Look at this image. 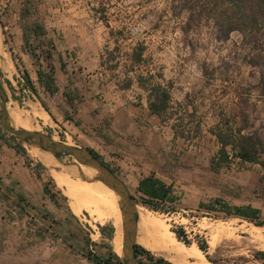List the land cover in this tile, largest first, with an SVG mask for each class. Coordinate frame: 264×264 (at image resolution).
<instances>
[{"label": "rangeland", "instance_id": "374dc122", "mask_svg": "<svg viewBox=\"0 0 264 264\" xmlns=\"http://www.w3.org/2000/svg\"><path fill=\"white\" fill-rule=\"evenodd\" d=\"M25 2L28 15L24 21L41 23L44 34L34 37L29 31L24 44L19 35L22 23L19 10ZM182 4V0H0L3 24L0 47L6 58L0 66V78L8 96V109L32 114L34 104L44 112L41 100L51 105L55 117H58L56 108L63 115L73 116L63 109L64 99L59 91L49 95L37 81L36 70L48 73L51 68L54 77V69L92 72L100 66L106 78L119 82L126 79L128 72L134 79L143 76L148 78L147 84L158 83L166 89L169 100L163 118L181 136L183 148L199 147L200 157L209 158L218 145L208 130L218 121L231 119V112L236 109L235 92L251 90L245 110L255 128L262 117L264 102L252 88L257 73L247 58L253 51L241 34L231 32L226 39L215 38L204 0L193 2L190 11ZM197 11L199 16L195 15ZM189 15L193 18L187 21ZM60 47L62 59L55 51ZM136 48L142 49V61L137 65L129 56ZM22 70L27 72L35 94L24 86ZM40 118L30 116L28 121L51 139L75 145L74 136L64 138L60 123ZM3 132L20 143L15 136ZM26 149L28 158L36 162L35 168L39 165L42 176L50 179L65 198L56 195V205L47 198L29 203L12 195H0V264H95L85 257L87 253L104 259L107 257L104 246L115 253L112 238L117 231L121 236L120 216L118 224H113L108 219L110 206L99 212L83 209L77 217L72 215L64 188L56 184L48 167L39 160L40 155L29 147ZM260 159L264 162V154ZM59 176L75 182H70L74 186L71 190L80 193L87 188L104 202L97 184H89L92 176L87 169L82 168L81 172L87 181L80 177L68 179L65 174ZM205 181L209 202L220 199L230 205L250 204L259 209L264 221V166L239 163L232 158L217 172L209 170ZM142 207L147 210L149 220L157 221L155 227L160 228L163 236L169 237L173 246L163 247L175 256H187L188 252V257H199L208 264L212 263L206 257L216 264H264V258L257 255L264 252V224L257 226L197 208L178 210L167 206L166 211L158 212ZM109 225L113 226L110 238ZM142 227L145 230L139 234L143 242L145 237L141 233L149 231L158 237L154 232L157 228L148 229L143 224ZM179 228L183 231L180 239L174 233ZM101 235L107 239H101ZM154 239L152 246L143 244L160 253L163 248L157 245L161 246V242ZM202 243L204 252L197 247Z\"/></svg>", "mask_w": 264, "mask_h": 264}, {"label": "crops", "instance_id": "0c3cea01", "mask_svg": "<svg viewBox=\"0 0 264 264\" xmlns=\"http://www.w3.org/2000/svg\"><path fill=\"white\" fill-rule=\"evenodd\" d=\"M19 35L21 36L20 30ZM55 51L62 59V48H55ZM1 56L5 58L4 54ZM71 71L54 69L52 77L57 91L64 99L63 109L71 111L73 116L63 115L56 108L58 117H55L51 105L42 101L47 108V111L43 109L44 113L54 124L60 123L64 138L72 139L74 136L75 146L90 148L97 153L101 161L120 178L131 195L136 194L138 180L152 173L170 187L169 195L172 201L168 204L165 202V205L178 210L203 209L199 205L210 201L206 199L208 190L205 180L210 170L209 159L213 154L209 158H204L200 157L201 148L181 146L183 139L171 124L162 115L150 111L147 104L148 91L140 86L137 77L134 79L128 76L127 72L123 82L108 79L100 66L92 72L86 69ZM14 114L18 116L17 113ZM28 152L25 146L9 138L0 129L1 196L12 195L20 201L29 203L44 201V198H47L43 193L46 178L42 176L38 167L30 169ZM37 153L52 158L49 154ZM174 158L177 160L174 161ZM179 163L184 167H178ZM48 169L53 171L51 167ZM52 171H49L51 176ZM54 172L66 174L68 179L74 177L65 170L54 169ZM76 182L79 183V180ZM72 215L77 217L78 214L73 212ZM110 216L109 213L108 219L112 221ZM142 228L137 226L136 244L172 264H195L196 260L188 257V252L187 256H175L173 252L164 249L163 245H157L158 248H163L160 253L152 251L143 243L152 246L153 239H157V236L149 231L141 233V236L145 237L143 242L139 234L141 230H145ZM157 233L158 236L164 235L160 228ZM100 237L107 239L106 235ZM177 245L176 247L180 248V244ZM103 249L107 251L108 256L109 249L105 246Z\"/></svg>", "mask_w": 264, "mask_h": 264}, {"label": "trees", "instance_id": "16d2710c", "mask_svg": "<svg viewBox=\"0 0 264 264\" xmlns=\"http://www.w3.org/2000/svg\"><path fill=\"white\" fill-rule=\"evenodd\" d=\"M196 1L182 0L183 8L190 11L193 7V2ZM204 3L208 11L206 17L212 20L215 38L226 39L231 32H238L241 34L242 40L249 44L253 54L247 58V62L256 69L257 73L256 84L252 88L254 89L255 96L264 102V0H204ZM26 4L27 2L19 10V17L22 20L20 27L21 38L24 44L27 41V32L29 31L34 37L44 34V28L41 23L33 21L29 24L24 21L23 18H26L28 15ZM192 11L194 13V10ZM195 15L199 16L200 13L197 11ZM191 18L193 16L189 15L187 21ZM2 26L3 24L0 20V27ZM141 51V48H136L130 52L129 56L131 61L136 65L142 61ZM12 59L14 60V57ZM49 70L48 73L37 70L36 78L43 88L49 94H52L57 91V87L53 82L51 68ZM21 72L24 86L35 94L27 72L25 70ZM137 81L140 86L148 91L147 104L150 111L162 115V112L167 108L169 100V94L166 89L158 83L147 84L149 82L148 78H143V76L137 77ZM250 91L249 88H246L243 92L236 91L234 95L236 97V109L231 112V119L218 121L214 124L213 128H209L208 130L215 137L218 145L216 152L209 159V168L212 172H217L220 167L226 166L232 158H237L239 163L264 166V162L260 159L261 155L264 154V108L259 125L255 128L252 122H249V115L245 110V106H247L249 98L251 97ZM39 103L47 111V108L41 100H39ZM88 150L101 161L97 153L90 148ZM105 165L107 166V164ZM169 192L170 187L150 173L138 180L136 194L132 195V198L135 203H139L149 210L164 212L167 208L165 202L168 204L172 201ZM43 193L47 195L50 202L56 205V195H60L62 199L65 198L55 188L50 179L45 180ZM199 206L207 212L223 213L225 216L237 217L257 226L264 224V221L260 219L259 209L250 205H230L220 199H213L211 202L207 204L201 203ZM107 227V235L110 238L113 232V226L109 225ZM99 229L100 231L103 230L101 226H99ZM174 233L179 239L183 236V231L180 228L175 230ZM197 247L202 252L205 251V245L203 243L197 244ZM133 251L135 257L141 264H172L160 256H155L136 243L133 245ZM257 255L260 258H264V252H258ZM85 257L95 264H121L118 257L111 251L104 259H100L89 253ZM206 259L212 264H216L208 257Z\"/></svg>", "mask_w": 264, "mask_h": 264}, {"label": "water", "instance_id": "95a60500", "mask_svg": "<svg viewBox=\"0 0 264 264\" xmlns=\"http://www.w3.org/2000/svg\"><path fill=\"white\" fill-rule=\"evenodd\" d=\"M8 96L2 86L0 78V128L6 133L15 136L20 143L36 152L49 154L54 159L60 171L73 172L75 178L86 180L81 176L82 168L92 169L94 173L89 182L98 181L110 188L117 196V208L120 216L121 252L114 253L121 264H141L134 255L133 245L137 231L136 205L123 182L103 162L93 156L87 148L66 144L51 139L39 130L12 126L8 110Z\"/></svg>", "mask_w": 264, "mask_h": 264}, {"label": "bare ground", "instance_id": "6f19581e", "mask_svg": "<svg viewBox=\"0 0 264 264\" xmlns=\"http://www.w3.org/2000/svg\"><path fill=\"white\" fill-rule=\"evenodd\" d=\"M0 44H1V42H0ZM0 54H4V51H3V49H1V47H0ZM4 60H5V58H2V56L0 55V66L2 63H4ZM31 109L32 110L30 112L33 113L35 116L41 117V119L47 117L44 112L40 111L36 107V105L32 104ZM14 113H17L18 116H16ZM7 114H8V117H9V120H10V123L12 124V126L22 127V128H26V129H34V130L37 129V128H33L31 123L28 121V117H30V116L36 118L34 115H32V114L28 115L27 114L28 115V117H27V115L24 112L18 111L15 108H9L7 110ZM39 160L48 168L49 167H51V168L57 167V164L55 163V161L50 157L40 156ZM86 169L87 168H85V170ZM87 170L89 171V173L92 176L94 173V170H92V169H87ZM49 171H52V169ZM51 174H52L56 184L58 186L64 188V190H65L64 194L67 195L66 197L69 198V207L72 210V212H74L75 214H79L81 212V210H83V209L90 211V212H94V211L99 212L100 209H104V208L108 209L109 206L107 204H109L111 207L110 208L111 209L110 215L112 216L113 224H118L119 211H118L117 204H116L117 196L113 193V191L110 188H108L107 186L103 185L102 183H100L98 181L89 182V184H91V183L97 184L100 193H102V195H103V200L105 202L104 203V202H101L100 200H98L97 198H95L94 193L87 188H84L85 190L81 191L80 193L71 190V187H74L71 184L72 182L70 181L71 182L70 183V182H68L67 179H64L63 177L61 178L57 172H54V169L51 172ZM136 214H137V226L139 223H141V225H140L141 227L143 224L144 226H146V228L149 227V228H153L154 230L157 228V227H155V224L157 221L152 222L151 220H149L148 212L142 206H136ZM138 228H139V226H138ZM154 232H157V231H154ZM168 238L169 237L158 236L157 240L159 242H161V245L165 244L163 246L171 247L173 245ZM168 244H170V246H168ZM112 246H113L114 252L116 254L120 255V252H121L120 231H117V234L112 238ZM193 258L196 260L195 264H204L203 260L200 259L199 257L193 256Z\"/></svg>", "mask_w": 264, "mask_h": 264}, {"label": "built area", "instance_id": "2783aa9c", "mask_svg": "<svg viewBox=\"0 0 264 264\" xmlns=\"http://www.w3.org/2000/svg\"><path fill=\"white\" fill-rule=\"evenodd\" d=\"M28 166L30 167V169H35V166H36V162L31 158L29 157V160H28Z\"/></svg>", "mask_w": 264, "mask_h": 264}]
</instances>
